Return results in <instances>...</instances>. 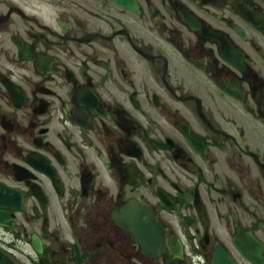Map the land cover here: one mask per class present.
<instances>
[{
  "label": "flooded vegetation",
  "instance_id": "obj_1",
  "mask_svg": "<svg viewBox=\"0 0 264 264\" xmlns=\"http://www.w3.org/2000/svg\"><path fill=\"white\" fill-rule=\"evenodd\" d=\"M0 264H264V0H0Z\"/></svg>",
  "mask_w": 264,
  "mask_h": 264
}]
</instances>
